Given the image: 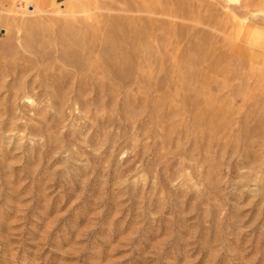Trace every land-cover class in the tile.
I'll return each mask as SVG.
<instances>
[{"label":"rangeland","instance_id":"1","mask_svg":"<svg viewBox=\"0 0 264 264\" xmlns=\"http://www.w3.org/2000/svg\"><path fill=\"white\" fill-rule=\"evenodd\" d=\"M0 264H264V0L0 3Z\"/></svg>","mask_w":264,"mask_h":264},{"label":"crops","instance_id":"2","mask_svg":"<svg viewBox=\"0 0 264 264\" xmlns=\"http://www.w3.org/2000/svg\"><path fill=\"white\" fill-rule=\"evenodd\" d=\"M16 0H0V3H5V4H12L14 3Z\"/></svg>","mask_w":264,"mask_h":264},{"label":"bare ground","instance_id":"3","mask_svg":"<svg viewBox=\"0 0 264 264\" xmlns=\"http://www.w3.org/2000/svg\"><path fill=\"white\" fill-rule=\"evenodd\" d=\"M119 73V72H118Z\"/></svg>","mask_w":264,"mask_h":264}]
</instances>
